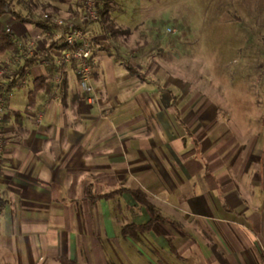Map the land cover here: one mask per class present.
I'll list each match as a JSON object with an SVG mask.
<instances>
[{
  "label": "crops",
  "instance_id": "obj_1",
  "mask_svg": "<svg viewBox=\"0 0 264 264\" xmlns=\"http://www.w3.org/2000/svg\"><path fill=\"white\" fill-rule=\"evenodd\" d=\"M39 3L52 14L77 9ZM98 22L86 28L92 102L73 62L59 86V71L37 61L10 88L0 114L1 264H264L262 128L239 129L228 108L169 71L151 31L132 43L130 28L111 35ZM7 30L19 48L0 55L9 63L44 31L30 20ZM128 188H141L165 221L123 233L149 219Z\"/></svg>",
  "mask_w": 264,
  "mask_h": 264
},
{
  "label": "rangeland",
  "instance_id": "obj_2",
  "mask_svg": "<svg viewBox=\"0 0 264 264\" xmlns=\"http://www.w3.org/2000/svg\"><path fill=\"white\" fill-rule=\"evenodd\" d=\"M11 1L34 18L52 12L39 3L46 0ZM109 15L130 28L132 43L151 31L169 71L228 108L239 129L264 135V0H111ZM0 22L9 29L22 21L7 12Z\"/></svg>",
  "mask_w": 264,
  "mask_h": 264
},
{
  "label": "trees",
  "instance_id": "obj_3",
  "mask_svg": "<svg viewBox=\"0 0 264 264\" xmlns=\"http://www.w3.org/2000/svg\"><path fill=\"white\" fill-rule=\"evenodd\" d=\"M76 1V10H73V7L70 8L69 15L75 16L78 13L81 12L83 7V0H75ZM111 6V0H101L97 2V8L99 12V18L94 21H99L98 27L101 30H104L111 35H116L121 32H127L129 31L128 28H122L119 25H115L112 23H109L110 15H109V9ZM12 13L16 19L21 21H27L30 20L34 22L37 25H40L43 27L44 31L52 32V30L55 27V24L51 22L49 19L44 18L43 16L40 18H34L31 15H24L19 10H16L13 7V3L11 0H0V17L5 13ZM47 13V12H45ZM93 21V22H94ZM90 41H94L93 38H89ZM52 48L62 50L64 48H67V44L61 42L59 39L49 41L48 45L45 47H42L35 53L25 56L20 62H17L14 64L9 63L8 60H0V68L5 67L6 72L3 76L0 77V90L7 91L11 87L21 84L20 80L25 77L26 71L30 65L37 62L38 59L41 56H45L49 60V65L51 69L53 70H60V72L63 70V67H58L54 64V60L52 57ZM6 51H10L12 53H18L19 48L17 45V36L12 32L7 30L0 22V55L2 53H5ZM10 65V66H8ZM44 81L45 78L35 77L33 79V82H40ZM48 89H51L54 84L52 82H46ZM61 84V80L59 81L57 86ZM36 84L33 86V88L29 91L30 96L34 95V92L37 90ZM123 188H117L108 192L103 193H91V190L87 189L86 196H88L91 200H96L103 196H111L119 191H122ZM128 191L131 192L133 197L142 204L148 214L149 219L144 223H126L122 226L121 231L123 233H131L133 235H137L140 232L147 231L151 228L153 222L159 220V221H165V217L159 212V210L149 201L147 194L141 189V188H128ZM60 259H62V256H60ZM64 259V258H63Z\"/></svg>",
  "mask_w": 264,
  "mask_h": 264
},
{
  "label": "built area",
  "instance_id": "obj_4",
  "mask_svg": "<svg viewBox=\"0 0 264 264\" xmlns=\"http://www.w3.org/2000/svg\"><path fill=\"white\" fill-rule=\"evenodd\" d=\"M101 0H83V7L80 13L75 16H65L59 14L45 13L44 18L49 19L55 24L52 32L41 31L35 34L22 49L21 55L28 56L39 48V40L48 39L49 41L59 39L61 42L67 44V48L62 50L52 48V57L54 64L58 67H63L65 64L73 62L75 70L79 77V84L81 88L87 92V99L92 102L95 99L93 94L94 88L91 83L92 70L94 57L92 55V44L86 34L87 26L94 20L99 18L97 2ZM43 64H49V60L45 56L38 59ZM5 67L0 68V77L6 72ZM57 81L60 80V70H58ZM21 83L25 79L20 80ZM11 90H0V114L7 97L10 95ZM2 138L0 137V172L2 170V157H1Z\"/></svg>",
  "mask_w": 264,
  "mask_h": 264
}]
</instances>
